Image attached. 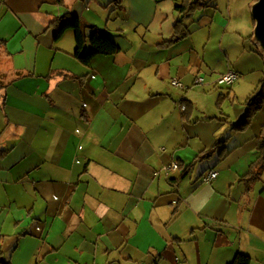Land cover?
<instances>
[{"label":"crops","instance_id":"0c3cea01","mask_svg":"<svg viewBox=\"0 0 264 264\" xmlns=\"http://www.w3.org/2000/svg\"><path fill=\"white\" fill-rule=\"evenodd\" d=\"M183 1L0 0L7 263L228 264L244 254L264 264V168L249 190L243 180L264 106L247 130L231 128L264 77L257 0H198L206 6L182 17ZM66 13L119 53L82 65L74 31L56 39L52 23ZM179 20L189 36L173 43ZM229 70L235 84L217 85ZM173 159L179 168L166 169Z\"/></svg>","mask_w":264,"mask_h":264},{"label":"trees","instance_id":"16d2710c","mask_svg":"<svg viewBox=\"0 0 264 264\" xmlns=\"http://www.w3.org/2000/svg\"><path fill=\"white\" fill-rule=\"evenodd\" d=\"M206 6V5H205ZM198 0H184L183 3L176 7L177 12L182 17L191 15L192 13L205 7ZM52 25L57 30L56 39H60L64 33L68 30H72L75 33L76 41V59L85 66H89L92 61L99 56H113L119 53V45L107 35L106 32L99 30L96 27H90V35L87 36L85 33L86 26L83 25L82 21L70 13H66L64 16L53 21ZM174 38L173 43H176L189 36V31L184 25L182 20L177 21L174 27ZM89 45V51H85V46ZM5 42H0V47H4ZM0 87L3 84L0 83ZM246 113L242 119L232 124L231 128L233 131L242 132L248 129L253 119L264 106V77L259 81L257 86V92L254 97L247 100ZM220 142L214 145V150L218 149ZM257 158L251 164L248 174L243 178L247 190L253 185V183L259 179L261 172L264 168V126L262 128L260 136L256 140ZM207 155H199L197 159H203ZM0 264H9L0 255ZM228 264H251V258L244 254H238Z\"/></svg>","mask_w":264,"mask_h":264},{"label":"built area","instance_id":"2783aa9c","mask_svg":"<svg viewBox=\"0 0 264 264\" xmlns=\"http://www.w3.org/2000/svg\"><path fill=\"white\" fill-rule=\"evenodd\" d=\"M239 75L238 73H236L235 71L229 70L228 72L222 74L218 79H217V85L219 86H225V87H230L233 86L235 84V82L237 81ZM172 85L174 87L180 88L183 91H187L189 88L185 87L182 82L178 79H173L172 80ZM205 83L204 78L199 77L196 79L193 88L197 87V86H203ZM179 110L182 113H185L187 110V106L186 104L181 101L178 105ZM179 168V163L177 162L176 159H173L172 162L168 165V167L166 169H173V170H177ZM218 176V172L215 170H212L208 173V175L205 178L206 182H211L213 180H215Z\"/></svg>","mask_w":264,"mask_h":264},{"label":"water","instance_id":"95a60500","mask_svg":"<svg viewBox=\"0 0 264 264\" xmlns=\"http://www.w3.org/2000/svg\"><path fill=\"white\" fill-rule=\"evenodd\" d=\"M252 15L256 21L255 39L264 51V0H257L252 7Z\"/></svg>","mask_w":264,"mask_h":264},{"label":"rangeland","instance_id":"374dc122","mask_svg":"<svg viewBox=\"0 0 264 264\" xmlns=\"http://www.w3.org/2000/svg\"><path fill=\"white\" fill-rule=\"evenodd\" d=\"M249 3L250 2V0H245V2H244V4H247V3ZM242 15H243V12H242ZM237 20L240 22V18H237ZM233 23H235V19H234V21H233ZM241 23V22H240ZM255 59H253V60H258V61H260L259 62V65H260V69H262V64H263V60H262V58L260 57V58H258V57H254ZM244 61H246L247 59L245 58V59H243ZM254 73V72H253ZM252 73V74H253ZM251 74V75H252ZM200 77H202V78H204L203 76H200ZM258 77H259V74H254L253 76H250V80H252V81H254V83H257V81H258ZM199 78V77H198ZM219 78V77H218ZM204 80H205V78H204ZM258 85H259V82H258ZM257 85V86H258ZM226 90V89H225ZM228 99V98H227ZM225 100H223V102H224ZM227 101V100H226ZM220 103H222V101H220V99L218 100V102H217V107L219 108V104Z\"/></svg>","mask_w":264,"mask_h":264}]
</instances>
